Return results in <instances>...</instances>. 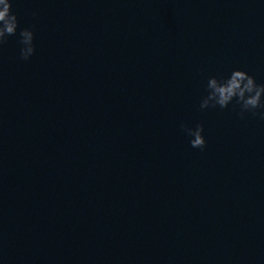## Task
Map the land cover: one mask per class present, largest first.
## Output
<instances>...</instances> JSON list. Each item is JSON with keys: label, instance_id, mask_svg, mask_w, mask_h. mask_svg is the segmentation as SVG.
<instances>
[{"label": "water", "instance_id": "water-1", "mask_svg": "<svg viewBox=\"0 0 264 264\" xmlns=\"http://www.w3.org/2000/svg\"><path fill=\"white\" fill-rule=\"evenodd\" d=\"M11 2L0 264H264V119L200 108L209 77L264 84V0Z\"/></svg>", "mask_w": 264, "mask_h": 264}, {"label": "clouds", "instance_id": "clouds-1", "mask_svg": "<svg viewBox=\"0 0 264 264\" xmlns=\"http://www.w3.org/2000/svg\"><path fill=\"white\" fill-rule=\"evenodd\" d=\"M36 15L37 13L33 12V16ZM18 26L19 21L17 15L12 11L11 0H0V49L7 44L8 37L17 34ZM19 37V43L22 45L21 59L28 60L35 53L34 32L31 28H23L19 31ZM233 101L240 106L239 115L242 119L247 113L259 115L261 119H264V84H257L252 75L240 69L232 70L226 78L209 77L207 95L202 98L200 103L201 110L210 107L224 109ZM180 127L188 136L192 137L191 147L203 149L206 146L202 123H196L194 127L181 124Z\"/></svg>", "mask_w": 264, "mask_h": 264}]
</instances>
